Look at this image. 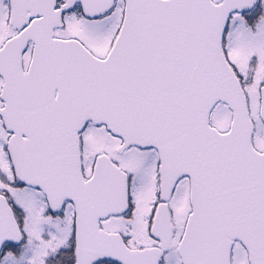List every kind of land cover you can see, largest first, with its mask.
Here are the masks:
<instances>
[{
	"label": "snow or ice",
	"instance_id": "6c2138e0",
	"mask_svg": "<svg viewBox=\"0 0 264 264\" xmlns=\"http://www.w3.org/2000/svg\"><path fill=\"white\" fill-rule=\"evenodd\" d=\"M0 264H264V0H0Z\"/></svg>",
	"mask_w": 264,
	"mask_h": 264
}]
</instances>
